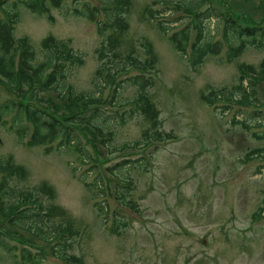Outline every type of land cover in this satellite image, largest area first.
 Listing matches in <instances>:
<instances>
[{"label": "rangeland", "instance_id": "374dc122", "mask_svg": "<svg viewBox=\"0 0 264 264\" xmlns=\"http://www.w3.org/2000/svg\"><path fill=\"white\" fill-rule=\"evenodd\" d=\"M15 1L19 3L15 9L18 21L14 36L29 38L38 62L45 59L43 41L49 36L70 41V46L82 56L84 62L70 66L65 81L77 92L88 95L101 92L108 99L113 88L100 78V68L121 66L132 51L139 59H155V71L147 76L152 75L154 80L148 92L159 109L158 125L153 127L141 112L125 125L117 123L111 115L104 124L105 129L114 133L109 147L133 145L155 129L173 137L153 141L145 149L126 146L107 153L108 147L103 146L107 155L102 156L103 164L95 161L86 164L75 149L58 143L30 146L27 140L32 126L28 122L30 133L22 142L10 128V114L6 117L8 124H0V162L11 158L25 168L24 176L10 179V185L16 188L10 201L19 190H33L43 202L44 210L38 220L43 221L39 223L45 230L53 232L61 221L73 223L79 234L74 233L68 239L70 246L66 249L81 259L78 264H264V216L254 217L264 207V78L257 75L252 85L254 78L250 74L244 82L252 104L240 103L241 92L236 89L241 83L240 65L259 69L264 61L262 34L257 35L256 41L245 35L242 41L247 46L231 61L230 46H238L240 41L234 36L225 37L223 20L212 17L193 21L183 7H176L178 0L164 4L131 0L124 14L129 26L119 36L114 55L106 46L112 30L101 35L96 20L75 13V8H81L87 0H66L61 8L50 7L43 14L31 11L23 0H8ZM224 1L233 5L237 13L246 9L255 19H261L262 10L249 7L244 0H214L213 5L224 10L222 6L227 5ZM249 1L256 5L263 0ZM206 7L204 3L198 10ZM8 8L11 9L10 5ZM150 10L157 15L151 17ZM0 17H6L2 10ZM160 22L164 28H170L164 31L158 25ZM186 27L189 44L180 51L170 38L176 33L181 40L182 32L177 31ZM200 31L210 44L219 47L215 46L217 52L209 53L202 63L194 65L197 56L191 43ZM254 42L258 45L251 44ZM137 73V70L119 73L115 79ZM213 91L224 93L214 96L215 100L209 103L204 97ZM138 93V86L127 81L118 88L120 95L116 99L127 102ZM11 97L15 94L0 82V99ZM133 106L125 103L121 111ZM106 109L105 114H113L117 107ZM257 110H261L260 115L254 117ZM82 143L88 151L91 149L83 135ZM48 146L53 148L47 149ZM137 158L147 162L148 169L128 164L117 170L122 180L132 181V186L124 191L126 198L133 200L131 209L117 202L110 192L115 187L113 181L109 182L110 189L106 186L111 178L106 168ZM100 168L104 169L102 192L101 185L93 183ZM42 187L45 192L40 190ZM98 203H104L106 213L100 212ZM119 222L117 232L114 226ZM5 241L12 250L0 247V264H16L14 247L21 249L22 243L13 237ZM44 247L41 264H70L53 256L51 246L44 244Z\"/></svg>", "mask_w": 264, "mask_h": 264}, {"label": "trees", "instance_id": "16d2710c", "mask_svg": "<svg viewBox=\"0 0 264 264\" xmlns=\"http://www.w3.org/2000/svg\"><path fill=\"white\" fill-rule=\"evenodd\" d=\"M65 1L23 0V4L31 11L43 14L49 11L50 7L61 8ZM82 1L80 0V2ZM98 1L104 4L102 8H100L99 4L95 5L87 0L83 1L81 8H75V13L96 20L98 31L101 35H104L109 29L112 30L113 33L108 34L106 46L109 45V49L114 51L113 53L116 55L115 48L119 40L118 38L129 26L124 14L128 12L132 1ZM168 2H171V0H155V3L159 4ZM213 2L214 0H180L177 7H183L193 17V21L197 20L201 22L204 18L210 19L212 17L223 20L225 37L227 39L236 37L240 41L238 46H230L228 59L232 61L240 56L247 46L246 42L242 41L245 35L252 36L255 41L258 34H262L264 37V0L256 5L250 3L249 0H244L243 2L244 4L249 3L250 5L248 6L255 10H262L260 20L255 19L253 14L247 12L246 9L241 13L235 12L233 5L226 1L224 2L227 5L222 6L224 10L220 9L219 6L218 8L215 7ZM17 3L19 1L9 3L8 0H0V10L6 14L5 19L0 17V82L15 94V97L0 99V124L7 125L8 120L6 117L11 114L10 128L14 129V132L20 137L22 142H25L29 136L30 130L29 125H27L29 123L32 126L30 138L27 140L30 146L58 143L59 146L75 149L80 159L86 162V164H94L95 160L91 162L93 155L96 160L102 156L96 137L108 135L111 138V135L114 134L113 130L105 129L104 127V124L108 122L111 115L117 123L125 125L131 117L141 112L143 117L152 123L153 127L158 125L159 109L150 98L148 92V88L153 86L154 80L152 76L145 75V72L155 68L154 58L142 60L132 51L127 55L121 66H109L105 69H99V75H106L108 70L106 82H113L119 73L127 74L132 70L140 71V73L132 75L126 80H120L114 87V95L107 102L109 105H116L121 108L125 103H133L134 106L130 107L129 110H119L113 114H105L106 111L100 107L103 103V94L101 92L99 95H88L80 91L77 92L72 84L65 82L69 77V67H73L76 63L81 64L84 62L82 56L77 54L73 47L70 46V41L57 40L54 36L45 38L43 41V49L46 53L45 59L38 62L36 60L37 54L29 38L27 36L19 38L14 36L13 31L18 21V12L15 11ZM194 3L196 4L195 6L191 5ZM204 3H207L206 9L198 10ZM8 5H10L11 9L8 8ZM166 8H170V6H166ZM161 10L157 12L160 13ZM150 11V16L155 17L156 15L153 13V10ZM101 12L105 14V19H102L100 16ZM158 25L164 31L170 28L169 26L164 28L161 22ZM177 32H182L181 40L176 33L171 35L170 39L175 43L177 49L184 51L189 44V27ZM200 35H202L201 31ZM200 35L191 43V48L197 56L194 65L202 63L205 56L209 53L217 52L215 46L218 45L210 44L206 36L205 38L203 36L201 38ZM251 44L258 45L255 42ZM260 44L263 43L260 42ZM106 46L104 44L103 51ZM100 58H102V51ZM250 74H253L254 78L250 82L252 85L255 83L257 75H260V78H264V61L259 69L253 65H240L239 79L241 83L236 86V89L241 92L239 102L242 104H249L251 101L250 97H248V88L244 86V82L250 77ZM127 81L138 86L139 93L137 97L127 102H119L116 99L120 95L117 94L118 87H121V84L123 86ZM223 93L220 91L218 94L213 91L209 97L206 96L204 98L209 103H212L214 96ZM104 103H106V100H104ZM260 112L261 110L254 112V117H259ZM245 126H248V124H245ZM88 134L92 137H88ZM82 135L90 145L91 149L89 151L82 143ZM164 136L172 137V134L155 129L151 133H145L144 140H136L134 146L139 147L143 143L144 146H149L153 140L162 141ZM103 141L104 143L107 142L106 139ZM130 144L128 143L127 145ZM52 146H48L47 149H52ZM249 155L252 154L249 153ZM127 164H130L132 168L133 165L147 168V163L141 161L140 158L133 160L126 159L118 165L125 167ZM110 170L112 171L113 168H110ZM0 171L2 172L0 174V247L4 246L10 252L12 248L5 244V238L13 237L23 244L21 249L14 247L16 251V264H41L43 262L45 250L42 245L38 244V241L34 238H27L21 235L17 229L13 228L14 226H18L25 228L33 235H37L41 240L50 245L56 240L51 248L54 255L56 254L61 260L70 264L81 262L78 256L69 254L68 249H66V247L70 246L68 239L74 233L79 234V230L74 229L73 223L61 221L60 224L54 226L53 232L45 230L44 226L39 223L43 221L38 220V217L41 216V210H44L43 202L39 200L38 194L33 190H19L15 199L10 201L11 196L16 192V188L10 185V179L17 175L24 176L25 168L22 165L16 164L11 158H7L0 162ZM98 182L99 179L93 181L95 185ZM128 182L130 183L127 178ZM126 188L127 185L123 189H119L120 195L118 197L125 205L132 206L133 200L127 199L124 193ZM40 190L45 192V187H42ZM98 204L97 207L100 212L106 213L107 208L104 206V203H100L99 206ZM263 212L264 207H260V210L254 214V217L263 216ZM47 214L52 215L53 213L47 212ZM46 221L45 223H47ZM119 224L120 222L114 226L117 232H120L118 230ZM10 225H12V228L9 227ZM31 247H36L38 249L37 252L32 250Z\"/></svg>", "mask_w": 264, "mask_h": 264}]
</instances>
